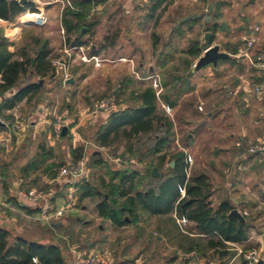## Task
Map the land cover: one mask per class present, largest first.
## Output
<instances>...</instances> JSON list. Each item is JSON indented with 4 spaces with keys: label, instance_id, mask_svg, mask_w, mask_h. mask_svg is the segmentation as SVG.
I'll return each mask as SVG.
<instances>
[{
    "label": "crops",
    "instance_id": "1",
    "mask_svg": "<svg viewBox=\"0 0 264 264\" xmlns=\"http://www.w3.org/2000/svg\"><path fill=\"white\" fill-rule=\"evenodd\" d=\"M90 1L92 8L88 13H83L85 20L80 24L89 28L88 34L82 38V41L87 43L84 46L72 47L76 36L73 33L67 35L62 24L65 8L72 7L71 0H28L27 2L32 3L36 8V13L41 11L45 13L48 22L43 28L26 21V16L30 12L21 15L15 22H10L9 27L7 24L3 27L0 26V31L6 32L4 37L10 44L11 52L28 49V47L37 49L35 39H39L42 43H47L51 49L53 63L60 61L59 65H54L56 67L55 77L40 79L30 74L26 81L22 82L21 85L42 81L43 89L36 98L31 101L25 100L14 109L0 115L2 121L15 122L16 120L19 122V128L14 132L16 135L12 138L13 141L11 138L5 137L4 141L0 143V224L14 235L41 243L50 241L48 227L52 228V224L59 223L64 225L65 222L62 218L65 220L76 218L77 223H80L81 214L86 211L88 202L91 199H99V197L86 198L80 202L78 188L70 185L66 181L67 179L59 178V171L64 167L63 164L66 163L67 158H72L71 149L83 146L86 150L90 144L89 136H87L88 131L91 130L92 133L96 125L105 122L109 117V112H96L93 106L91 113H81L78 121L75 119L78 116H72L73 106L69 101H73L75 104L80 85L86 84L91 77V74H88L85 69L91 67L94 71L103 73L102 83L104 82L106 88L117 83L115 93L119 95L122 85L128 82L138 83L142 86L151 84L154 88L155 83L162 85V78L170 79L175 74L186 79L205 51L209 47L217 45L221 52L228 53L231 57L219 61L217 69L210 65L199 71L193 70V72L199 73L195 85L201 84L210 76H215L216 79H220L224 83L223 88L226 90L224 103L225 105L229 104L233 114H236L231 117L233 120L235 119V122L230 123V131H228L230 135L225 140L234 150L241 151L248 145L264 139V116L260 122L257 115L254 114L260 110L264 113V95L256 96L250 90L251 85L261 80V74L246 57L248 54L252 58L255 57L264 46V0H207L206 2L167 0L155 14L151 13V8L154 5L153 0ZM212 5V12L209 13ZM208 15H210L209 21L206 20ZM31 17L35 18L36 16ZM35 28L43 29L40 30L42 31L41 37L37 33L30 35L29 30ZM82 32L85 33L86 28H83ZM207 33L211 34L210 41L213 38V42H210L209 45L205 42ZM252 37H257L258 43L254 50H248L247 40ZM69 38L71 41L70 44H67ZM91 39L95 40L91 41ZM96 40L98 43H93ZM194 42H198L200 48L203 49L200 58L195 60L187 55V51ZM90 47L92 49L88 53ZM82 57H86L88 61L82 60ZM19 58L22 59V57ZM190 61H193L194 64L189 67ZM101 63H105V67L109 68L108 72L102 70L104 64ZM93 64H96L95 68L99 69H94ZM69 79L74 80L72 84H68ZM195 90L196 87L192 91H187L173 110L180 106L184 97ZM16 92L17 89H13L6 97H10ZM66 101L69 102L66 106L69 115L55 112V106ZM1 102L2 98H0V106ZM160 103L164 110L172 111L161 101ZM236 105L243 106L244 109L250 111L252 117L247 119V116L238 111L239 108L237 109ZM122 108L125 107L122 106ZM215 115L212 112L208 113L210 120ZM220 115L219 117L223 120L228 118L223 113ZM58 116L63 117L64 128L68 130L66 135L60 136L59 143L53 133V125ZM86 128L88 129L85 130ZM6 129L5 126L3 130H0V141L3 136L7 135ZM193 143V141L190 142V147ZM42 155H44V161L38 163L36 169H31L30 166ZM51 164H62V166L59 169H54L53 173H49L46 169ZM189 165L188 161V167ZM235 166L242 172L241 175L244 179L248 178L251 182L249 187L252 191L249 195L247 194L249 204L242 201L243 198L238 200L224 192L222 195L226 199L223 197L222 200H229L234 209L246 218L248 211L252 214L264 210V156H254L249 159L242 157ZM158 171L161 173V170L158 169ZM162 174V177L157 178H163L165 174ZM210 179L214 187V196L220 192V188L217 191L211 177ZM85 180L89 181L87 177ZM32 190L43 191L45 197L34 202L27 199L25 194ZM182 196H185V192ZM71 202L73 205H70ZM99 203L100 200L94 210L96 216L101 221L109 222V228L115 231H121L128 226H136L144 233L146 230L141 222L145 217L156 220L157 228L165 231L166 222L170 224V218L173 221L176 218L175 214H171L169 219L166 216L142 215L137 224L119 227L112 221L99 216L97 209ZM213 206L217 207L214 204ZM48 207L54 217L46 220L43 217V212ZM60 212H62V216H56ZM174 222L179 233H184L186 237L195 236L192 234L193 232L184 230L185 226H193V231L196 233L195 223L177 218ZM251 222L254 227L251 231L253 235L250 234L247 243L251 241L263 243L262 234L253 232L256 229V224ZM52 229L57 236L56 229ZM140 238L141 236H137V241H135L142 243L140 255L131 259L132 255L128 253L123 255V260L119 263H116L114 259L110 262H115V264L149 263L146 260L147 254L151 252L150 250L155 251V247L150 248L151 241H138ZM163 243L176 251L177 255L174 258L176 260L172 264L177 263L181 256L185 261H188L186 259L188 254L179 249L178 244L175 246L176 242L169 231L166 236L158 238L157 246ZM144 246L145 248H143ZM87 249H73V254L70 253L69 257L70 264H76L78 254H90L96 251L93 244H89ZM259 253L264 257L262 252ZM108 255L111 259V254ZM189 261L191 264L192 261Z\"/></svg>",
    "mask_w": 264,
    "mask_h": 264
},
{
    "label": "trees",
    "instance_id": "2",
    "mask_svg": "<svg viewBox=\"0 0 264 264\" xmlns=\"http://www.w3.org/2000/svg\"><path fill=\"white\" fill-rule=\"evenodd\" d=\"M153 1L151 13L155 14L167 0ZM71 3L72 7L68 6L64 10L62 24L67 35L73 33L76 36L72 47L84 46L87 43L83 42L82 38L88 34L89 28L80 24L85 20L83 13L90 11L92 3L90 0H71ZM27 12H37L30 2L0 0V20L12 23ZM83 28H86L85 33L82 32ZM70 41V38L67 39V44H70ZM210 42H213V38ZM9 46L8 40L0 35V98H2L0 115L14 109L25 100L31 101L40 94L43 89L41 81L21 85L30 74L40 79L56 76V67L47 43L35 39L37 49L28 47L29 50L24 48L17 52H11ZM202 53L203 49L198 42H194L187 51V55L194 60L200 58ZM188 64L190 67L194 62L190 61ZM193 70L194 68L186 79L177 74L172 75L170 79L162 78L164 91L160 100L151 84L139 92H133V106L109 112L108 119L96 125L93 135L89 138V142H94L99 148H110L121 140L125 141L126 149L131 156L142 154L135 150L139 138H150L152 144L148 147L147 154L156 157V163H151L143 172L127 168L117 170L109 168L107 171L109 179L108 181L102 179L100 187L84 178L72 186L78 188L80 202L86 198L99 197L101 199L97 206L99 216L119 227L137 224L142 215L175 214L177 219L193 222L196 233L192 234L195 236L186 237L181 232L178 248L186 254L195 252L201 258L213 253L224 261L234 258L237 254L236 251H232V245H244L249 241L250 232L254 229L253 224L247 217L249 224L241 223L234 217L229 218V213L234 209L229 200H222L214 207L212 201L214 187L209 175L199 173L188 177L187 154L181 150L167 152L175 141V124L166 112H160L162 108L160 101L173 109L187 91L195 89L199 73ZM13 89H17V92L6 97ZM4 127L5 125L1 123L0 130ZM71 155L74 162H79L84 158L85 148L82 146L71 149ZM43 157L44 155L30 168L36 169L38 163L44 161ZM171 162H175V165L168 168L163 178L152 176L154 168L161 170ZM61 166L62 164H51L47 166L46 171L53 173L54 169ZM48 229L50 241L41 243L14 235L0 224V264H70L69 250L61 246L53 229L51 227ZM175 260H171V263ZM243 264H246L245 259Z\"/></svg>",
    "mask_w": 264,
    "mask_h": 264
},
{
    "label": "rangeland",
    "instance_id": "3",
    "mask_svg": "<svg viewBox=\"0 0 264 264\" xmlns=\"http://www.w3.org/2000/svg\"><path fill=\"white\" fill-rule=\"evenodd\" d=\"M40 30L43 29L35 28L34 30H29V33H31L30 35L37 33L41 37L42 31ZM5 34L6 32L4 30L0 31V35L5 36ZM92 40L95 39H91V41ZM93 43H98V41H93ZM91 49L90 47L88 53L91 52ZM101 64H104L102 70L108 72L109 68L105 67V63ZM89 65L91 66L92 64ZM95 66L96 64H93L94 69H99L95 68ZM85 71L91 74L90 80L86 84L80 85L75 104H73V101H69L71 103L70 105L73 106L71 114L73 117L78 116V118H75L77 121L81 113H91L92 106L113 95L117 96V103L121 107L133 106L132 93L139 92L148 86L138 85V83L136 84L133 82L124 83L120 89L121 93L118 95L115 93L117 83L106 88L104 82L102 83L103 73L96 72L91 67L85 69ZM180 73L182 74V72ZM223 87L224 83L220 79H216L215 76H210L201 84H198L193 93L184 97L176 110L172 109L171 112H168L160 108V112H166L175 124V141L167 152L173 153L174 151L181 150L186 154L188 151V161L190 164L187 169L188 177L199 173H206L212 178L217 191L220 188V192L213 196L212 201L215 206H217L219 201L224 197L222 195L223 192L238 200L243 198L242 201L249 204L247 194L249 195L252 191L251 187H249L251 182L248 178L244 179L243 175H241L242 172H240L235 165L242 157L249 159L254 156L245 153L246 147L241 151H236V149L234 150L232 146L230 144L228 145L226 142L227 137L230 135V132H228L230 131V123L235 122V119L233 120L231 117L236 114H233L234 112L229 107V104L225 105L224 103L226 90ZM69 102L66 101L61 105L58 104L55 106V112H58V114L67 113L69 115L66 109ZM199 107H203V111H200ZM236 108H239L238 111L247 116V119L252 117L249 113L250 111L244 109L243 106L239 107L236 105ZM210 112L214 113V115L216 114L211 120L208 117V113ZM222 113L228 118H225V120L221 119L219 115ZM254 114H256L259 121L262 122L264 113L260 110L254 112ZM254 114L253 116L255 117ZM87 129L88 128L85 130ZM209 129H212V131H209ZM6 131L7 135L3 136L0 143L4 141L5 137L11 138L13 141L12 138L16 135L13 126L7 128ZM88 132L89 134H87V136L91 138L93 135L91 130ZM55 138L57 143H59L61 137L55 136ZM191 141L194 143L190 147ZM151 144L152 139L147 137L139 138L136 141L135 150L137 149L142 154L131 156L126 149L127 143L125 141L121 140L110 148H99L94 142H90L85 150V158H83L85 162L84 173L76 181H81L84 177L85 179L87 177L91 184L100 187L102 179L106 181L109 179L107 176L109 168L115 170L127 168L143 172L146 168H149L151 163H156V157L147 154V149ZM127 157L133 158L135 163L128 162L120 165V163L115 161V159H121V161L124 162ZM72 159L73 158H67L63 166L67 165L69 162H74ZM140 160L142 161L140 162ZM171 164L172 162L164 166L161 169V173L165 174ZM242 179L244 180L242 181ZM240 181L242 182L240 183ZM224 198L226 199V197ZM99 200L101 199H91L88 202L89 204H87L86 211L81 214L82 219L80 223H77L78 220L76 218H69L68 220L62 218L65 224L56 229V237L60 241L61 246L66 247L69 252L72 253L75 248L87 249L89 244H93L97 252L107 257L108 264H115V262H110V260L114 259L116 263H119V261L123 260L124 254L130 253L132 255L131 259L140 255L139 251L142 249V243H137L135 241H137V236H141L138 241H151L150 248L153 246L155 247V251L150 250L151 252L147 254L148 258L146 260L149 261L147 264H172L171 260L177 255L176 251L168 248L164 243L157 246L158 238L166 236L168 231L173 236L176 242L175 246H177L178 241L176 240L179 239L180 233L176 223L171 218L170 224L166 222L167 226L164 229L165 231L161 230V228H157L158 224L156 220L146 217L143 218L141 222V225L146 230L144 233L136 226H128L121 231H115L109 228V222L101 221L98 216H96L94 210H96L95 207ZM69 208L71 209V207ZM163 216L169 219L171 214ZM247 218L256 224V229L253 232L262 234L263 243L251 241L245 245L231 246L232 251H236L237 253L234 258L222 261L219 255L209 253V255L204 258L199 257L201 261L197 264H243L244 256L249 251H257L264 254V210L262 209L260 212H253L252 214L248 211ZM101 228L103 230H100ZM184 230L194 233L193 226H185ZM250 234L253 235L252 232H250ZM143 248H145V246ZM87 251H90V249H87ZM108 254H111V259L108 257ZM189 262V260L185 261L181 256L175 264H190Z\"/></svg>",
    "mask_w": 264,
    "mask_h": 264
},
{
    "label": "built area",
    "instance_id": "4",
    "mask_svg": "<svg viewBox=\"0 0 264 264\" xmlns=\"http://www.w3.org/2000/svg\"><path fill=\"white\" fill-rule=\"evenodd\" d=\"M197 2H205L207 0H194ZM35 15V18H32L31 16ZM26 21L34 24L40 28H43L47 25L48 19L44 12L40 13H28L26 16ZM8 25L9 27L10 22L1 20L0 26ZM6 28V27H5ZM258 43L257 37L248 38L247 40V48L248 50H254L256 44ZM250 59V62L252 66H254L261 74V80L259 82L254 83L250 86V90L252 93L256 96H263L264 95V46L262 47L261 51L255 55V57L246 56ZM82 60L88 61L86 57H83ZM54 65H59L60 61H54ZM154 89L156 90V95L158 98H160L161 94L163 93V86L160 83L154 84ZM94 109L96 112H113L118 111L122 109L120 105L117 103L116 96L113 95L111 97H108L106 99H103L99 101V103L95 104ZM200 111H203V107H199ZM169 112V109L167 110ZM3 125H5L7 128H10L13 126L14 129L19 128V122L15 120V122L12 121H2L0 120ZM64 130V120L62 116L56 117V121L53 125V133L56 137H60ZM245 153L250 156L254 155H262L264 156V139L252 143L246 147ZM116 162L120 163V165H123L124 163H135V160L133 158H126L124 162L121 161V159H115ZM85 170V162L83 160H80L79 162H69L67 165L62 167L59 171V178H65L67 179L69 184L74 185L76 180L80 178V176L83 175ZM27 199L31 201H39L42 200L45 195L44 192L41 190H32L29 191L27 194H25ZM70 205H73V202L70 203ZM247 216V213H245ZM56 216H62V212L58 213ZM43 217L46 220H49L50 218L54 217L50 213V207H48L43 212ZM187 260H191L192 264H197L201 260L199 259V256L193 252L191 254H188L186 256ZM244 259L246 261V264H257L260 260H264V257L257 251H249L245 254ZM76 264H108L107 257H105L100 252H93L90 254H78L76 258Z\"/></svg>",
    "mask_w": 264,
    "mask_h": 264
},
{
    "label": "water",
    "instance_id": "5",
    "mask_svg": "<svg viewBox=\"0 0 264 264\" xmlns=\"http://www.w3.org/2000/svg\"><path fill=\"white\" fill-rule=\"evenodd\" d=\"M27 1L28 0H20L21 3H25ZM212 8H213V5L211 6L209 13L212 12ZM206 20L207 21L210 20V15H208L206 17ZM210 36H211L210 33H207L205 35V42L208 45L210 44ZM230 57H231L230 54L225 53V52H221L219 46H217V45L211 46L205 51L204 55H202L201 58L196 62L194 70L199 71V70H201L207 66H210V65H212L215 69H217L219 61L224 60V59H228ZM73 81H74L73 79H69L67 82H68V84H72ZM41 84H42V81H41ZM0 124H1V121H0ZM66 132H67V128H64L63 135H66ZM174 165H175V162H172L171 166L173 167ZM152 176L157 178L160 176L162 177L163 174L160 173L157 168H154L152 171ZM228 217L229 218L234 217V218H237L241 223L249 224V222L244 217V215L236 209L232 210L229 213ZM51 226H52V228L57 229L58 227L62 226V223L52 224ZM257 264H264V260H260Z\"/></svg>",
    "mask_w": 264,
    "mask_h": 264
}]
</instances>
